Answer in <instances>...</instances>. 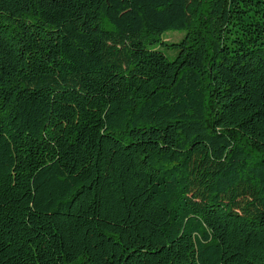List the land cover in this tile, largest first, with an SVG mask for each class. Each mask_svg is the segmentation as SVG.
Instances as JSON below:
<instances>
[{
	"label": "trees",
	"instance_id": "trees-1",
	"mask_svg": "<svg viewBox=\"0 0 264 264\" xmlns=\"http://www.w3.org/2000/svg\"><path fill=\"white\" fill-rule=\"evenodd\" d=\"M0 264H264V0H0Z\"/></svg>",
	"mask_w": 264,
	"mask_h": 264
},
{
	"label": "rangeland",
	"instance_id": "rangeland-1",
	"mask_svg": "<svg viewBox=\"0 0 264 264\" xmlns=\"http://www.w3.org/2000/svg\"><path fill=\"white\" fill-rule=\"evenodd\" d=\"M185 35L184 32H180V31H170L167 32L163 35V39L164 41H167L169 43L171 42H178L180 41L183 36ZM157 48H159L162 52H164L165 54H167L169 56V58L173 59L176 52L174 50H170V48H168L167 46L164 45H157Z\"/></svg>",
	"mask_w": 264,
	"mask_h": 264
}]
</instances>
